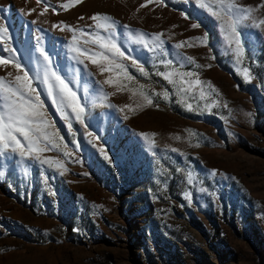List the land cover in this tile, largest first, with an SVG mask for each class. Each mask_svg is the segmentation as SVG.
<instances>
[{
  "label": "rangeland",
  "instance_id": "obj_1",
  "mask_svg": "<svg viewBox=\"0 0 264 264\" xmlns=\"http://www.w3.org/2000/svg\"><path fill=\"white\" fill-rule=\"evenodd\" d=\"M46 2L44 12L36 0H0L8 29L0 56L28 71L55 124L48 131H59L71 155L41 153L60 161L50 167L0 153V264H264V26L240 27L245 53L238 62L235 43L227 45L220 22L197 0H83L67 11L59 6L67 0ZM262 2L238 0L256 20L264 18ZM96 14L112 18L116 44L148 76L131 60L122 61L135 77L129 81L115 68L101 74L104 61L73 59V35L76 46L102 50L60 28L94 33ZM161 33L162 49L153 43ZM140 35L148 48L135 42ZM41 49L85 108L83 124L69 110L71 132L41 83ZM173 71L196 75L184 77L188 83L173 76L175 85L157 75ZM16 74L11 64L0 66V78ZM109 76L112 85L103 83ZM197 79L190 92L178 91ZM141 133H155L156 147Z\"/></svg>",
  "mask_w": 264,
  "mask_h": 264
},
{
  "label": "snow or ice",
  "instance_id": "obj_2",
  "mask_svg": "<svg viewBox=\"0 0 264 264\" xmlns=\"http://www.w3.org/2000/svg\"><path fill=\"white\" fill-rule=\"evenodd\" d=\"M37 4L44 3V12L48 10L50 3L46 0H36ZM83 0H67V3H61L59 6L63 10H69V7H75L77 4L82 3ZM148 3H152L153 0H147ZM162 2V0H161ZM198 7L206 9L210 14L220 22V31L224 34V39L229 47L235 43V47L232 48V52L236 56L238 62L243 58L245 53V48L243 41L241 39V32L239 31L240 27L244 25L246 21L251 22V26L260 29L261 26H264V18L256 20L252 13L253 9L247 6H242L238 3V0H210V2H205V0H197ZM145 5H141L144 7ZM257 7H264V2H262ZM32 11H35L33 9ZM55 11V8H53ZM44 12H41L40 15H43ZM187 18V17H186ZM83 20L84 17H79ZM94 21V27L97 29L94 33H87L83 29H73L69 25H64L63 28H60L61 31L67 28L69 31L76 32L79 31L81 36H89V40H85L84 43H92L97 45L102 51L93 52L92 49H82L81 47L76 46L78 43V38L76 35H73V45L71 46V51L76 53L73 59H79L80 56H85L92 64L100 65L101 61L106 62L107 66H101L99 68L101 74L105 72L112 71L113 68L121 70L126 78L131 81L135 77L131 76L127 72V65L122 61L131 60V66L136 68L137 71L143 75L148 76V73L145 71L143 65L139 64L137 60L132 59L129 56H126L120 47L116 44L113 36L115 35V22L110 16L103 14H96L90 17ZM59 27V26H57ZM92 27V26H90ZM127 28V25H124ZM193 28L199 27L198 24H193ZM101 32L107 33V35H101ZM8 29L6 26L0 24V43H4V38L7 36ZM130 35V33H129ZM161 34H156L153 37V43L156 47H160L164 44V41L161 39ZM207 34L203 37V41H207ZM199 39V38H197ZM136 43L144 45L145 48H148V42L143 35H140L136 40ZM186 42L181 41L175 44L177 49L181 48ZM150 51H154V48H149ZM6 52H14V49L5 48ZM92 54H89V53ZM41 55L44 60L47 62L44 66V76L41 80L43 85H46V95L51 98L52 104L56 106V111L60 114L61 118L68 122V130L72 131V122L69 119V110L71 114L75 117V120L84 123V112L85 108L80 102V98L77 96V93L72 90L69 86V83L65 81L61 75L58 74L56 70L51 67L52 61L48 55L41 49ZM189 61H192V57H187ZM83 63V61H80ZM172 61H167L168 65H171ZM12 65L17 73L14 76V80L6 81L4 78H0V153H14L18 154L22 159H34L40 164H46L52 166L54 163L57 166H60V161H54L51 158L43 157L41 153L45 151H61L64 156H70L71 153L67 151V145L62 144L63 137L59 136V131H48V129L55 128L54 122L47 119V113L45 110L44 101L41 99L40 92L33 87V78L29 76L28 71H25L20 63H18L13 57L5 58L0 56V66ZM249 70L244 69L246 79H249L248 76ZM9 76H12V73H8ZM157 75H160L164 80L168 81L169 84L175 85L176 80L172 79L173 76H179L181 83H188L184 80V77H191L196 75L191 72L178 73V72H159ZM104 84L112 85V77H108L103 81ZM202 82L197 79L189 83L188 88H179V92H190L192 87L195 85H200ZM126 87H118L117 91H123ZM143 87V85H141ZM208 87L213 91L215 89L208 83ZM135 95V93H133ZM143 98L147 101L148 105H153V99L148 95L143 94ZM154 95H160L159 93H154ZM165 100L169 99V93L165 91L163 94ZM201 99L204 98V93L201 91ZM213 105H206V107L211 108ZM226 106V105H225ZM125 107H129L126 105ZM188 110H192V105H187ZM123 111V109H121ZM128 117L125 116V119ZM149 144L150 147L155 148V141L150 139V136L154 137L155 133H141L140 134ZM61 141L58 143L57 140ZM179 139V137H176ZM173 152L177 149H171ZM101 153L105 155V159H109L104 149H100ZM109 162L110 159H109ZM63 173L61 172V175ZM216 175L214 171L212 173ZM188 182L192 183V176L189 174ZM189 194H186V198Z\"/></svg>",
  "mask_w": 264,
  "mask_h": 264
}]
</instances>
